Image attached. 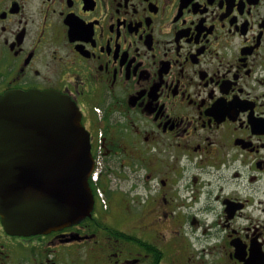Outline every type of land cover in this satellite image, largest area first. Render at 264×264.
Here are the masks:
<instances>
[{
	"label": "flooded vegetation",
	"instance_id": "obj_1",
	"mask_svg": "<svg viewBox=\"0 0 264 264\" xmlns=\"http://www.w3.org/2000/svg\"><path fill=\"white\" fill-rule=\"evenodd\" d=\"M32 90L101 173L77 223L0 217V264H264V0H0V95Z\"/></svg>",
	"mask_w": 264,
	"mask_h": 264
},
{
	"label": "water",
	"instance_id": "obj_2",
	"mask_svg": "<svg viewBox=\"0 0 264 264\" xmlns=\"http://www.w3.org/2000/svg\"><path fill=\"white\" fill-rule=\"evenodd\" d=\"M90 133L59 92L0 95V217L10 233L59 229L91 214Z\"/></svg>",
	"mask_w": 264,
	"mask_h": 264
},
{
	"label": "built area",
	"instance_id": "obj_3",
	"mask_svg": "<svg viewBox=\"0 0 264 264\" xmlns=\"http://www.w3.org/2000/svg\"><path fill=\"white\" fill-rule=\"evenodd\" d=\"M99 176H100V168L97 167L96 170L93 173V179L94 180H98Z\"/></svg>",
	"mask_w": 264,
	"mask_h": 264
},
{
	"label": "bare ground",
	"instance_id": "obj_4",
	"mask_svg": "<svg viewBox=\"0 0 264 264\" xmlns=\"http://www.w3.org/2000/svg\"><path fill=\"white\" fill-rule=\"evenodd\" d=\"M103 135V134H102ZM98 147V146H97ZM95 152V151H94ZM104 153H105V151H104ZM94 154H96V153H94ZM103 175V174H102ZM102 177V176H101ZM100 184V183H99Z\"/></svg>",
	"mask_w": 264,
	"mask_h": 264
}]
</instances>
